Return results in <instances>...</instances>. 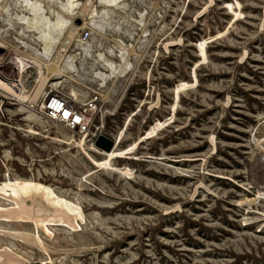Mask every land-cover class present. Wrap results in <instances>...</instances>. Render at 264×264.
Wrapping results in <instances>:
<instances>
[{
	"label": "rangeland",
	"instance_id": "obj_1",
	"mask_svg": "<svg viewBox=\"0 0 264 264\" xmlns=\"http://www.w3.org/2000/svg\"><path fill=\"white\" fill-rule=\"evenodd\" d=\"M42 1L49 22L74 19L68 0ZM92 1L112 25L74 28L75 72L31 109L44 25L0 0V85L15 94L0 86V264H264V0ZM122 56L129 71L98 78ZM53 91L101 95L86 134L44 117Z\"/></svg>",
	"mask_w": 264,
	"mask_h": 264
},
{
	"label": "bare ground",
	"instance_id": "obj_2",
	"mask_svg": "<svg viewBox=\"0 0 264 264\" xmlns=\"http://www.w3.org/2000/svg\"><path fill=\"white\" fill-rule=\"evenodd\" d=\"M23 1H24V3L31 6L30 11L32 12L33 16L30 18H28L26 16H20V20L22 22L26 23L28 26H31V27L35 24H38V23H40L39 25H41V24L44 25V36L42 37V41L45 43V45H44L42 52L40 53V55L38 57L35 55H28V57H29L28 62L35 64L38 67L39 74H40L39 86H38L32 100H31V102H32L31 104H35V103L39 102L40 98L44 94V88L48 85L51 75L52 76H57V75L65 76L64 73H65L66 69L70 70L71 72H75V70H76L75 60L72 56H68L66 53V45H68L69 41H71L75 37L74 28L79 30L80 28H86L89 26L96 25L99 29L104 30V28L107 25H112V24H110L106 20V18H104V16L107 15L108 11L101 12V15L99 16V14L96 13V11L94 10L92 0H87L85 3H82L79 0H68V3L63 7V10L65 13L75 15L74 19L77 16L83 15V17H82L83 22L81 20V24L78 26H75L72 24V21L74 20L73 18L67 19L65 16H63L57 10H54V12L56 13V16H57L56 21L49 22L48 19L45 18V16H43V14H42V11H43V7H42L43 1L42 0H35L34 3H31L32 1H30V0H23ZM120 1L121 0H101L100 2L104 5H107V7H111V8L112 7H120V8H122L125 5H120ZM155 5H157V4H155ZM77 10H80V11L76 12ZM64 15H66V14H64ZM84 15L88 16L89 19H87V17H85ZM97 16L100 17V22L98 24H96ZM129 16H131V15L128 14V17ZM124 19H128V18H124ZM70 26H72V28L69 29ZM114 28L118 31L121 29L120 25L119 26L115 25ZM66 31H68V35H67V38L65 39V41L63 42L61 49L57 52V54L54 58H51L52 53H53V48H52L53 43L57 42L60 39V37L66 33ZM121 45H120V48L124 47ZM6 49H7L6 53H9V54L11 53L10 55H12L20 63H21V58L23 57V55H26L25 53H22L21 51H19L16 48H11V49L6 48ZM125 49H126V47H125ZM125 51H127L126 52L127 54H130V49L127 48ZM84 52L86 55H90L89 50H84ZM99 57H102V55L100 54ZM127 57H123V63L120 66H117L113 63L108 64L109 69H110V75H106V74L100 73V72H97L96 75L102 81H105V79L109 76H118V75L123 74L124 72H126L131 67V63L129 61V58H127ZM0 65H3L2 67H6V63H4V62L0 63ZM43 70H46V72H44ZM0 86L3 89H5L6 91H8L9 93H12L8 88H6L2 85H0ZM19 87H20V91H18V92H20V93L18 95V98L22 101H25L26 97L23 94L24 92L22 93L23 87H21V86H19ZM13 95H15V94H13ZM114 147H115V141H114ZM114 147H113V149H114ZM113 149L111 151H113Z\"/></svg>",
	"mask_w": 264,
	"mask_h": 264
},
{
	"label": "built area",
	"instance_id": "obj_3",
	"mask_svg": "<svg viewBox=\"0 0 264 264\" xmlns=\"http://www.w3.org/2000/svg\"><path fill=\"white\" fill-rule=\"evenodd\" d=\"M87 35L88 32L84 31L79 36L82 41H85ZM101 105V95L95 91H92L88 100L83 105L76 104L68 95L53 91L48 93L43 103H41L40 111L48 120L65 125L68 129L86 134L89 130V124L85 118V113L87 111H96L101 108ZM36 106L37 103L30 106V108L35 109Z\"/></svg>",
	"mask_w": 264,
	"mask_h": 264
},
{
	"label": "water",
	"instance_id": "obj_4",
	"mask_svg": "<svg viewBox=\"0 0 264 264\" xmlns=\"http://www.w3.org/2000/svg\"><path fill=\"white\" fill-rule=\"evenodd\" d=\"M80 20L76 21V25H80ZM94 147L104 152H110L114 147V141L103 135H99L95 138Z\"/></svg>",
	"mask_w": 264,
	"mask_h": 264
}]
</instances>
